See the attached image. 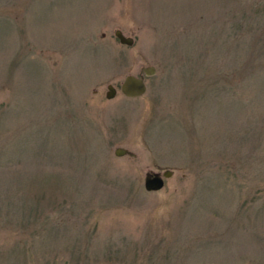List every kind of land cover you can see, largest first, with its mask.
<instances>
[{"label": "rangeland", "instance_id": "rangeland-1", "mask_svg": "<svg viewBox=\"0 0 264 264\" xmlns=\"http://www.w3.org/2000/svg\"><path fill=\"white\" fill-rule=\"evenodd\" d=\"M0 264H264V0H0Z\"/></svg>", "mask_w": 264, "mask_h": 264}, {"label": "water", "instance_id": "water-1", "mask_svg": "<svg viewBox=\"0 0 264 264\" xmlns=\"http://www.w3.org/2000/svg\"><path fill=\"white\" fill-rule=\"evenodd\" d=\"M114 36L118 42L125 45L132 44L130 36H124L119 29L113 31ZM154 73L152 66H143L139 70L137 76L127 74L124 76L119 85V91L127 98L138 97L145 92V84L143 81L144 76H150ZM115 94V88L111 84L106 85L105 97L112 98ZM115 156L123 154L131 155V152L122 147H116L113 150ZM171 176V171L168 169L161 172H146L143 176V189L145 191H157L163 186L164 179Z\"/></svg>", "mask_w": 264, "mask_h": 264}]
</instances>
